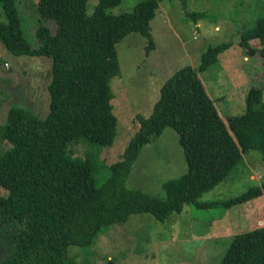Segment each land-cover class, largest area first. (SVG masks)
Returning a JSON list of instances; mask_svg holds the SVG:
<instances>
[{
    "label": "trees",
    "instance_id": "16d2710c",
    "mask_svg": "<svg viewBox=\"0 0 264 264\" xmlns=\"http://www.w3.org/2000/svg\"><path fill=\"white\" fill-rule=\"evenodd\" d=\"M87 1L37 0V45L31 47L21 34L14 0H0L5 50L13 56L51 59L46 116L12 105L0 125V139L10 145L0 153V187L8 192L0 196V264H75L68 246L91 244L104 227L122 223L132 213L165 221L187 203L229 208L264 195L263 175L239 196L196 199L223 180L249 150H259L264 158L263 90L251 88L246 112L224 122L198 78L229 47L225 43L206 49L196 70L185 66L163 83L151 112L136 115V130L100 186L88 160L66 156L77 137L113 144L117 120L109 80L120 72L116 45L137 32L148 40L146 51L152 50L150 21L163 0H139L131 11L118 14L107 9L121 0H97L90 15ZM49 20L57 24L55 33L45 24ZM251 40L261 48L254 49ZM238 45L249 55L259 52L264 63V15L240 32ZM166 127L178 134L186 171L162 183L163 197L127 187L125 179L141 148ZM219 264H264V227L234 236Z\"/></svg>",
    "mask_w": 264,
    "mask_h": 264
},
{
    "label": "rangeland",
    "instance_id": "374dc122",
    "mask_svg": "<svg viewBox=\"0 0 264 264\" xmlns=\"http://www.w3.org/2000/svg\"><path fill=\"white\" fill-rule=\"evenodd\" d=\"M36 1L14 0L21 34L31 47L37 43ZM138 1L121 0L107 12L131 11ZM96 3L97 0L87 1L88 15ZM160 7L150 21V31L158 45L155 52L146 51L148 40L137 32L129 33L116 45L120 72L109 80L111 106L117 120L113 144L101 146L77 137L66 149L67 157L88 160L96 186L106 180L110 166L120 160L137 128L136 115L147 116L151 112L149 100L158 98L160 87L176 71L185 66L196 70L206 49L229 44L214 63L197 73L208 97L210 94L215 98L222 92V100L215 101L224 122L229 115L246 112L251 88L263 90L264 102V63L260 53L249 55L238 45L240 32L264 15V0H163ZM0 20H4L1 3ZM45 24L56 32L55 21ZM250 44L256 50L261 48L257 40ZM3 63L9 64L8 70ZM50 78V58L13 56L0 42V125L12 105L31 109L44 118L49 111ZM135 98L139 102H134ZM9 146L0 139V153ZM262 155L259 150L246 152L239 164L213 188L202 192L197 201L227 200L259 184L264 175ZM185 171L178 134L166 127L141 148L125 185L163 197L162 183ZM7 194L0 187V196ZM260 227H264V195L229 208H198L187 203L181 212L172 213L165 221L148 213H132L122 223L104 227L91 244L68 246L67 254L75 264H219L234 236Z\"/></svg>",
    "mask_w": 264,
    "mask_h": 264
},
{
    "label": "crops",
    "instance_id": "0c3cea01",
    "mask_svg": "<svg viewBox=\"0 0 264 264\" xmlns=\"http://www.w3.org/2000/svg\"><path fill=\"white\" fill-rule=\"evenodd\" d=\"M158 9L159 10H161V7H160V3H159V7H158ZM158 9H157V11H158ZM156 11V12H157ZM49 27H50V25L49 24H47ZM151 32V31H150ZM52 33H55V32H52ZM151 35H152V33H151ZM152 38H153V43H154V45H153V49L151 50V52H155L156 50H157V47H158V45H157V42H155V38H154V36H152ZM36 42H37V40H36ZM36 45H37V43H36ZM4 64L5 63H3V67L4 68H6V70H8L9 69V64H6V66H4ZM161 88V87H160ZM222 92L220 91V94H221ZM206 94H207V92H206ZM216 94L215 95V98H211V95L209 94V98H210V100L213 102V105L215 106V108H216V110H217V112H218V114H219V110L217 109V101H215L216 99L218 100V102L219 101H221L222 100V97H223V95L221 94ZM208 95V94H207ZM159 97V96H158ZM158 99V98H157ZM156 99V100H157ZM156 100H154L153 101V99L152 100H149V104H148V107H149V109L150 108H152V106H153V104H154V102L156 101ZM134 102H139V99L138 98H135L134 99ZM220 115V114H219ZM135 162V161H134ZM133 165V164H132Z\"/></svg>",
    "mask_w": 264,
    "mask_h": 264
},
{
    "label": "built area",
    "instance_id": "2783aa9c",
    "mask_svg": "<svg viewBox=\"0 0 264 264\" xmlns=\"http://www.w3.org/2000/svg\"><path fill=\"white\" fill-rule=\"evenodd\" d=\"M4 66H6V64H4Z\"/></svg>",
    "mask_w": 264,
    "mask_h": 264
}]
</instances>
